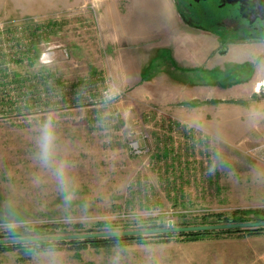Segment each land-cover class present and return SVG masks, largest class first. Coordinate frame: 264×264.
Here are the masks:
<instances>
[{
  "label": "rangeland",
  "instance_id": "obj_1",
  "mask_svg": "<svg viewBox=\"0 0 264 264\" xmlns=\"http://www.w3.org/2000/svg\"><path fill=\"white\" fill-rule=\"evenodd\" d=\"M195 20L187 25L176 0H0V30L56 26L37 57L12 70L24 78L46 69L68 88L63 101L0 114V234L42 224L66 226L45 235L200 224L207 214L264 207V38L219 39ZM49 117L72 165L70 204L38 160ZM236 234L54 251L77 264H113L117 252L120 264H193L203 246ZM49 250L0 258L21 264Z\"/></svg>",
  "mask_w": 264,
  "mask_h": 264
},
{
  "label": "trees",
  "instance_id": "obj_2",
  "mask_svg": "<svg viewBox=\"0 0 264 264\" xmlns=\"http://www.w3.org/2000/svg\"><path fill=\"white\" fill-rule=\"evenodd\" d=\"M177 6L180 8V14L187 21L188 14L185 9V0H176ZM55 23H35L24 22L21 25H10L0 30V114L10 116L17 114L24 108H34L38 105L42 107L48 105L49 102L66 98L65 91L68 89L60 80L54 78L46 69H40L34 75H28L24 78L12 70L14 64L22 63L25 60L30 61L38 56L39 43L49 38L54 32ZM170 61L174 64L173 58ZM213 219V221H207ZM202 223L215 222H243V221H260L264 220L263 208H247L236 209L230 214L212 213L202 217ZM106 223H99V226H105ZM179 226L196 225L187 222L178 223ZM63 224H42L33 227L34 233L29 228L18 226L11 228L0 237L8 236H33L38 233L54 232L57 229H65ZM79 227V226H77ZM162 227L160 224H149L148 228ZM259 234L264 233V228L245 229V230H223V231H195L182 233H169L154 236H127V237H111V238H94L85 240H69V241H52L31 244H14L0 245V252L11 250H24L26 248L33 249H52L57 250L64 245H69L75 249H84L87 247H112L126 246L134 241L141 243L167 242L173 237H178L183 241H197L206 237H216L222 234L231 233ZM1 233V232H0ZM21 259H27L23 256Z\"/></svg>",
  "mask_w": 264,
  "mask_h": 264
},
{
  "label": "flooded vegetation",
  "instance_id": "obj_3",
  "mask_svg": "<svg viewBox=\"0 0 264 264\" xmlns=\"http://www.w3.org/2000/svg\"><path fill=\"white\" fill-rule=\"evenodd\" d=\"M187 25L200 22L219 39L264 38V0H185ZM195 20V21H194Z\"/></svg>",
  "mask_w": 264,
  "mask_h": 264
},
{
  "label": "water",
  "instance_id": "obj_4",
  "mask_svg": "<svg viewBox=\"0 0 264 264\" xmlns=\"http://www.w3.org/2000/svg\"><path fill=\"white\" fill-rule=\"evenodd\" d=\"M241 1V0H229ZM227 48L220 50L225 52ZM264 228V220L260 221H243V222H215L207 224H196L189 226H175L172 220L168 221L166 227L158 228H141V229H123L108 231H91L83 233H60L33 236H9L0 237V245L14 244H31L52 241H69V240H85V239H102L111 237H127V236H154L169 233L195 232V231H223V230H245Z\"/></svg>",
  "mask_w": 264,
  "mask_h": 264
},
{
  "label": "crops",
  "instance_id": "obj_5",
  "mask_svg": "<svg viewBox=\"0 0 264 264\" xmlns=\"http://www.w3.org/2000/svg\"><path fill=\"white\" fill-rule=\"evenodd\" d=\"M44 253H35L25 263L21 264H45ZM59 254L61 252H58ZM190 255V254H189ZM186 255L187 261H190ZM62 264H77L78 259H71L60 254ZM0 258V264H8ZM193 264H264V233L246 234L238 233L233 237H228L216 242H210L208 246H203L201 257L191 259ZM9 264H12L10 262Z\"/></svg>",
  "mask_w": 264,
  "mask_h": 264
},
{
  "label": "clouds",
  "instance_id": "obj_6",
  "mask_svg": "<svg viewBox=\"0 0 264 264\" xmlns=\"http://www.w3.org/2000/svg\"><path fill=\"white\" fill-rule=\"evenodd\" d=\"M37 147L39 163L52 173L65 203L70 204L76 198L75 183L70 174L72 165L67 159L60 156L58 136L53 118L49 117L39 127ZM210 171H215V165ZM44 257L45 264H62L60 254L54 250L44 253ZM113 264H120L119 252L114 256Z\"/></svg>",
  "mask_w": 264,
  "mask_h": 264
}]
</instances>
